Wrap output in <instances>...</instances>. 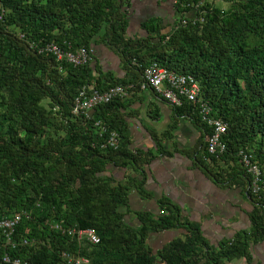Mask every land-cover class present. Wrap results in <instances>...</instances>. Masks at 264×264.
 I'll return each instance as SVG.
<instances>
[{
    "label": "trees",
    "instance_id": "obj_1",
    "mask_svg": "<svg viewBox=\"0 0 264 264\" xmlns=\"http://www.w3.org/2000/svg\"><path fill=\"white\" fill-rule=\"evenodd\" d=\"M136 1L0 0V219L25 213L14 246L0 232V264H8L6 255L22 264H64V251L91 264H227L248 258L250 240L264 235V0H223L228 8L210 0H160L170 13L143 22V37L127 33ZM49 44L64 50L85 47L93 51L92 60L105 46L118 56L126 76L116 77L92 62L77 67L58 61L44 50ZM152 63L192 76L211 117L227 124L226 152L210 157L208 165L198 162L215 181L224 175L248 186L256 214L251 236L239 235L216 250L170 202H161L168 209L163 216L138 215L139 225L127 218L131 189L149 196L145 167L152 154H134L130 148L131 140L122 134L120 100L88 115L75 116L72 109L84 87L141 89ZM173 110L203 131L200 152L209 157L212 130L198 104L185 102ZM98 120L107 132L120 134L117 149L103 147L107 134H99ZM153 141L163 148L158 137ZM241 151L261 167L260 195L251 193ZM111 165L137 178L117 183L105 175ZM50 222L64 229H94L100 242L71 238L51 229ZM175 229L185 230L184 238L157 250L148 244L151 234Z\"/></svg>",
    "mask_w": 264,
    "mask_h": 264
},
{
    "label": "crops",
    "instance_id": "obj_2",
    "mask_svg": "<svg viewBox=\"0 0 264 264\" xmlns=\"http://www.w3.org/2000/svg\"><path fill=\"white\" fill-rule=\"evenodd\" d=\"M159 1L134 2L127 31L129 36H145L140 27L143 22L155 16L164 18L170 13L168 5ZM91 62L116 77L126 76L118 56L105 46H99ZM120 101L125 107L122 134L131 140L130 148L134 154H152L147 156L150 162L145 167V190L149 196H142L132 188L127 218L139 225L138 215L163 216L168 209L161 202H170L179 209L181 220L199 226L206 242L216 250L224 243L239 239V235L251 236L255 231L256 214L248 186H238L236 180H224L223 173H220L223 178L215 181L199 164L198 158L209 164L206 155L200 152L203 131L189 118L176 117L173 108L152 90L135 88L129 91L126 100ZM155 137L161 140L163 148L156 147ZM229 166L232 168L234 164ZM215 169H212L214 173ZM105 175L117 183H124L129 177L137 178L136 173L112 165ZM185 234L183 229L153 233L148 244L157 250L184 238ZM248 251V258H236L227 264H264V235L252 238Z\"/></svg>",
    "mask_w": 264,
    "mask_h": 264
},
{
    "label": "built area",
    "instance_id": "obj_3",
    "mask_svg": "<svg viewBox=\"0 0 264 264\" xmlns=\"http://www.w3.org/2000/svg\"><path fill=\"white\" fill-rule=\"evenodd\" d=\"M44 50L52 53L58 61L66 62L74 66H84L92 61L93 51H89L85 47L76 50H64L56 44H49ZM132 89V87H130ZM141 89L152 90L158 97L163 99L172 108L181 107L185 102L199 106V113L204 121L212 130L208 138L207 151L208 158L220 156L226 152V145L222 139L227 131V124L221 120L211 117V107L204 103L200 98V86L197 81L190 75L178 74L168 70L165 67L159 66L157 63L149 65L144 72V81L141 84ZM129 89L122 85L112 86L105 91H96L82 88L76 98L72 113L75 116L81 114L88 115L94 108L100 105H106L113 100H126L129 96ZM100 135L107 134L103 147L117 149L120 143V134L117 131L107 132V129L101 121L95 122ZM240 163L243 164L247 174L251 179L250 189L255 196L261 194L263 179L260 165L255 162L252 156L241 151L239 153ZM25 213H19L10 218L0 219V232L7 240V243L14 246V234L17 225ZM51 229L62 232L71 238H76L79 241L86 240L91 244H98L100 238L94 229H80L72 227L64 229L59 223H47ZM64 264H91V261L82 255H73L71 252H62ZM4 262L12 264H22L19 259H11L8 255L4 257Z\"/></svg>",
    "mask_w": 264,
    "mask_h": 264
},
{
    "label": "rangeland",
    "instance_id": "obj_4",
    "mask_svg": "<svg viewBox=\"0 0 264 264\" xmlns=\"http://www.w3.org/2000/svg\"><path fill=\"white\" fill-rule=\"evenodd\" d=\"M210 1H214L215 4L217 6H219V7H221V8H228L229 7L227 3L223 2V0H210ZM207 158L208 157H205V160L206 161H209V160H207ZM209 163H210V161H209Z\"/></svg>",
    "mask_w": 264,
    "mask_h": 264
},
{
    "label": "clouds",
    "instance_id": "obj_5",
    "mask_svg": "<svg viewBox=\"0 0 264 264\" xmlns=\"http://www.w3.org/2000/svg\"><path fill=\"white\" fill-rule=\"evenodd\" d=\"M244 168V167H243Z\"/></svg>",
    "mask_w": 264,
    "mask_h": 264
}]
</instances>
